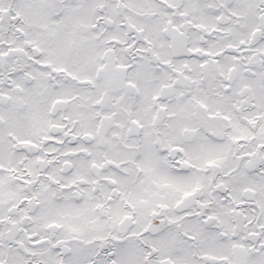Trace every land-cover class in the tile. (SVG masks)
<instances>
[{
  "label": "snow or ice",
  "instance_id": "1",
  "mask_svg": "<svg viewBox=\"0 0 264 264\" xmlns=\"http://www.w3.org/2000/svg\"><path fill=\"white\" fill-rule=\"evenodd\" d=\"M0 264H264V0H0Z\"/></svg>",
  "mask_w": 264,
  "mask_h": 264
}]
</instances>
